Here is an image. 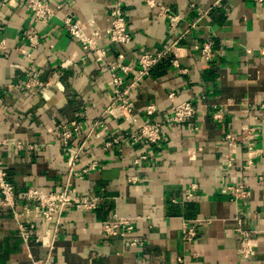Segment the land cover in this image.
Here are the masks:
<instances>
[{
    "label": "crops",
    "instance_id": "crops-1",
    "mask_svg": "<svg viewBox=\"0 0 264 264\" xmlns=\"http://www.w3.org/2000/svg\"><path fill=\"white\" fill-rule=\"evenodd\" d=\"M47 1L61 9L40 23L23 2L0 0L8 4L0 5V40L5 42L0 49V139L8 143L0 158L16 191L35 187L53 192L69 181L78 195L104 193L106 200L95 211L63 214L53 251L57 264H264V179L257 181L264 177V156L249 171L235 170L250 185L249 198L233 202L221 192L228 184L221 171L226 132L240 135L255 127V145L264 152V0H160L180 15L176 28L156 19L157 9L146 0ZM192 4L213 7L182 36L196 18ZM117 7L131 42H100L103 66L67 32L62 16L70 12L86 33L103 32ZM30 36L37 37L35 46ZM208 38L213 39L211 58L201 53ZM178 39L179 68L167 58L149 72L132 94L134 114L139 123L165 121L173 103L181 101H191L199 112L186 123L167 124L158 143H134L124 135L130 128L124 119L103 114L111 93L107 67L119 53L136 65L141 54ZM35 75L37 83L29 82ZM150 104L158 112L148 117ZM215 113L222 119H215ZM73 121L80 126L79 135L69 141L79 150L76 171L92 161L98 166L68 178L71 155L55 128ZM110 137L119 143L106 147ZM245 145L239 143L238 163ZM192 184L197 190L187 201L184 191ZM114 213L132 218L127 239H139L142 246L126 247L121 238L104 240L101 224ZM195 219L209 222L201 223L196 239L187 242L182 223ZM20 220L34 223L28 243L11 210L0 207V264H31L47 256L34 235L52 230V224L38 217ZM241 231L253 238L256 255L250 259L237 253Z\"/></svg>",
    "mask_w": 264,
    "mask_h": 264
},
{
    "label": "built area",
    "instance_id": "built-area-1",
    "mask_svg": "<svg viewBox=\"0 0 264 264\" xmlns=\"http://www.w3.org/2000/svg\"><path fill=\"white\" fill-rule=\"evenodd\" d=\"M21 1L24 3L26 9L32 14L34 20L40 23H47L59 13L61 6L51 7L47 0H7L8 3ZM262 1V0H259ZM1 9H4L8 4L0 3ZM146 5L151 9H157L156 19L167 22L172 28L178 26L180 15L172 12V10L162 3L160 0H146ZM213 6L206 8H197L194 4L191 8L196 12L195 20L188 23V27L184 30L183 35L188 33L190 29L194 28L203 17L207 16L212 10ZM111 21L109 27L105 31H92L86 33L82 25L73 17V15L66 11L62 16V21L66 27L67 32L78 41L85 50L95 54L96 60L101 65L104 64V45L99 46L100 42H110L112 44L125 46L131 42V34L127 28L125 18L119 7L115 8L110 13ZM180 36L179 39L182 38ZM31 45L37 44V37L30 36ZM164 45L160 50L153 53H143L138 57L137 64L125 62L123 53H119L117 60L108 65L110 72L111 93L109 95V102L103 112L108 114L115 120L124 119L130 126L124 132L134 143L153 144L162 140L166 131L167 124H182L186 123L198 112L191 101H181L173 103L171 106V113L165 121H147L139 123L138 118L134 114V102L132 94L149 74V72L162 60L169 59L170 63L179 68L177 53V43ZM213 39L208 38L201 47V53L211 58L212 57ZM5 48L4 40H0V49ZM31 80L37 83L36 75ZM174 94L170 95L173 98ZM260 108L264 110V101L260 104ZM248 108L244 109V113ZM158 112V108L154 104H150L145 109V114L148 117L153 116ZM215 119H222L221 113L214 114ZM96 125V124H95ZM133 128V129H132ZM56 134L62 140L66 151L71 155V167L69 177H82L88 171L95 170L98 166L97 161H92L89 166L82 171H76L75 165L79 155V150L70 147L69 141L73 135H79L80 126L75 121L71 123H62L56 126ZM257 137V130L255 127L245 128L240 135H236L228 131L224 135L226 145V153L222 157L221 171L228 177V184L221 189V192L230 197V200L236 202L238 200L247 199L251 196L250 185L239 178L235 174L238 172H245L252 169L260 157L264 156V152L258 149L255 145ZM245 142V154L238 163L237 153L239 143ZM117 137H110L105 142L106 147H111L118 144ZM8 144L5 140L0 139V149L2 146ZM143 155L139 159H145ZM138 160H136L137 162ZM263 175L257 177L258 182H262ZM131 180H134L132 178ZM197 190V185L192 184L184 191V199L189 201L193 198L194 192ZM106 197L104 193L87 195H78L71 191L70 183L67 181L60 190L47 192L35 187H27L21 191H16L10 179L8 172L2 166L0 158V207L11 210L13 217L18 223L21 236L25 243H28L32 235L31 230L35 229L34 223L26 225L21 218L32 219L38 217L45 223L52 224V230H47L43 234L34 235L35 242L47 249V256L44 259H32L31 264H57L53 257V251L57 239L58 232L63 229L62 216L69 209H78L83 211H95L101 204L104 203ZM21 209H18V206ZM209 220L195 219L184 220L182 223V236L187 242H192L196 239L198 231L197 227ZM134 223L132 218L128 216H121L114 213L111 220L103 221L101 230L104 240L108 241L111 238L123 239L126 247L142 246L143 241L139 239H127V236L133 231ZM237 253L244 259H250L256 255L255 246L251 233L240 232L239 247ZM146 264V263H144Z\"/></svg>",
    "mask_w": 264,
    "mask_h": 264
}]
</instances>
